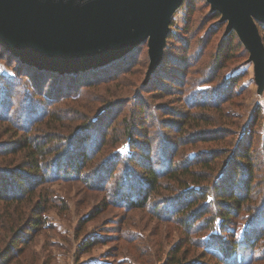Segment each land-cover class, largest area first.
I'll list each match as a JSON object with an SVG mask.
<instances>
[{
	"label": "rangeland",
	"instance_id": "obj_1",
	"mask_svg": "<svg viewBox=\"0 0 264 264\" xmlns=\"http://www.w3.org/2000/svg\"><path fill=\"white\" fill-rule=\"evenodd\" d=\"M189 1L182 0L172 7L168 25L171 37H166L162 59L151 73H148L150 56L148 43H146L134 55L132 64L125 69L126 73L123 71L124 74L121 73L118 77L99 81L96 87L88 89L89 91L82 90L75 95L80 96L78 98L69 95L66 99L61 97L60 100L53 101L51 89L55 84H49L45 90L41 89V96L34 95L30 91L28 95L35 96V99H29L27 95H23L27 92L24 78L17 75L12 59L5 57L4 53L0 52V77L5 76L6 81H9L5 85L0 83V91L4 90L7 85L10 88H15L11 102L14 104L17 117L21 113H26V117L28 114H34L26 107V104L30 103V100L32 103L36 102L38 97L45 98V101L39 102L41 106L53 107L56 110L58 108V111L65 113V116H72L74 113L70 106L91 105L99 95L98 92L105 91L107 94L104 93L106 95L104 97L112 102L107 109L103 108V111L99 110L95 113L89 127L76 135L72 145L74 150L72 149L71 152L64 155L56 154L48 163L53 177H50V183L44 186L43 191L48 193L53 200L48 202L47 207L50 205L49 208H51L44 213L47 220L45 228L34 237L29 247L21 251L9 264H170L169 257L176 244H180L177 256L180 260H184L183 262L200 258L205 262L198 261V264H229L224 257L218 255L217 258H213L205 254L201 258V253H207V248L201 244L199 236L206 235L205 232L195 235H192L191 232V235H187V228L184 230L170 220L169 212L171 210L169 209L183 201V196L180 200L172 203L170 199L168 200L170 193L162 189V201L153 202L147 208L131 209L126 206L125 202V206L117 207L109 205L108 199L104 209L101 205L99 212L95 211L99 201H102V185H106L107 192H112L118 181L124 185L125 196H128V187L131 189L138 187V179L140 176L143 177V174L137 172L132 176L134 163L129 162L130 164H128L129 160L118 164L122 165V170L117 174H114V170L112 172L107 170L109 166L114 168V165L107 161L100 163L102 165L100 169L84 173L74 171L71 174L65 172L66 167L58 166L72 161L73 157L84 148L89 154L96 151L92 150L91 145L95 143L96 139L95 144L100 143V139H102L106 128V126L103 128L102 122L112 123L108 135L109 144L104 147L102 158H109V160H113V163H116L119 159L118 150L124 159L135 153L138 157L141 156V154L138 155L139 152L135 145L131 148L129 144L126 142L123 144L120 140L119 133L126 126L130 131L131 142L135 141V144L144 148L146 152H149V145L151 147L154 145L155 150L166 156H172L174 150L169 148V144L178 143L177 130L181 126L182 119L181 114L177 111H183L186 107L183 103L185 97L183 93H187L189 90L195 91V88L196 91L197 89L205 91L203 95L218 96L219 104L216 106L220 105L219 94L225 95L229 90L239 93L240 98L233 100L237 105L229 104L228 107L229 111L231 110V115L239 118L241 129L237 132L238 140H241L245 135H248L249 138L250 130L254 126L252 119L258 106H262L264 115V67L262 76H256L254 63L250 59V51L246 47V49L240 48L232 58L225 62L227 65L218 71V75L211 82L202 83L208 75H211L216 48L224 38L226 28L228 29V21L227 19L222 20V14L218 20L226 22V25H220L216 19H212L210 12L213 9L206 5L205 0L204 2H195V8L190 6ZM262 25L264 26V23ZM238 77L240 82L233 84L231 79ZM153 78H155L154 83H149ZM196 78L202 80L195 84L190 83ZM31 89L35 91L33 86ZM58 96L61 95L56 97ZM100 103L103 104L102 99ZM4 109L7 111L9 105L5 104ZM214 109L216 110L217 107ZM204 112L206 111L203 110ZM131 113L133 116L130 117ZM214 113L215 115L211 117L205 115L216 121H211L209 125L222 127L221 117L216 111ZM23 118L25 117H19L24 122ZM15 122H19L18 118ZM66 133L71 132L67 131ZM88 134L90 136L86 138ZM180 135L183 134L179 131ZM193 135L190 133L183 137L189 139ZM81 138L85 139L81 140ZM7 139L8 137L5 136L0 140V144L2 143L4 146ZM189 146L188 150L181 153L175 160L182 158L186 160L187 152L201 151L197 150L200 148L192 150V147ZM259 150L263 153L264 166L263 145ZM160 153L151 154L150 148L149 155L154 161L159 160ZM96 162L92 164L96 166ZM261 164L262 162H260ZM154 166L159 167L160 165ZM135 167L139 169L136 163ZM77 174L79 177L76 176ZM30 181L34 183V180ZM56 200L61 202L55 204ZM258 204L253 211L254 214H249L254 216L258 214L255 211L258 212L263 207V205L258 207ZM3 205L4 203H0V209L3 208ZM157 205L160 206L159 211L163 214V218L157 217L154 213V208L156 209ZM1 214L0 210V245L3 247L8 243L11 233L19 228L17 225L20 221L17 215L7 218ZM245 216L251 218V215L249 217L248 214H245ZM188 219V221L194 220L191 217ZM260 222L258 223L260 224ZM195 223L196 221L192 222V224ZM238 223H241V218ZM261 223L264 225V219ZM231 225L228 226L231 227ZM235 227L240 229L238 224ZM210 234L212 232L205 238ZM216 236H218V241L220 237L225 239L220 233ZM87 240H91L92 244L83 248L82 245ZM247 241L242 244V251L232 252L231 264H264V232L258 240ZM214 242L216 241H213L212 244L217 245V242Z\"/></svg>",
	"mask_w": 264,
	"mask_h": 264
},
{
	"label": "trees",
	"instance_id": "obj_2",
	"mask_svg": "<svg viewBox=\"0 0 264 264\" xmlns=\"http://www.w3.org/2000/svg\"><path fill=\"white\" fill-rule=\"evenodd\" d=\"M205 1L209 8L212 7L208 0ZM195 2H204V0H190L189 3L192 8H195ZM210 15L220 25L227 24L218 20L221 16L219 10H211ZM257 23L264 43V26L260 21H257ZM170 32L167 35L169 38L171 37ZM223 37L216 48L211 75H208L202 83L211 82L218 75V71L227 65L225 62L236 54L237 49H246L235 30L226 28ZM146 43V40L141 42L118 59L78 70L41 67L23 61L1 43L0 52L4 53L5 57L12 59L17 75L24 78L27 92L23 95H27L29 99H35V96L28 95L30 91L34 95L41 96V89L45 90L49 84H55L54 88L51 89V94L54 98L53 101H57L61 97L66 99L69 95L74 97L82 90L96 87L99 81L118 77L123 71L126 73L125 69L132 64L133 58H135L134 55ZM4 77H0V83L3 85L9 83ZM239 79V77L231 79V82L238 84ZM154 80L155 78L149 83L153 84ZM201 80L196 78L190 83L195 84ZM30 85L35 88V91L31 89ZM14 90L15 88H10L7 85L4 90L0 91V138L8 137L7 141L4 142V146H2V143L0 144V174H2L0 175V203H4L3 208L0 210L1 215L7 218L17 215L20 223L17 225L19 228L11 233L8 243L3 247L0 245V264H9L13 261L21 251L29 247L34 237L45 228L47 220L44 213L51 208H49L50 205L47 207L48 202L53 200L48 193L43 191L44 186L50 183V177H53L48 163L56 154L64 155L71 152L76 135L89 127L95 113L99 110L100 112L103 111V108L107 109L112 103L104 97L106 96L104 93L107 94L105 91L98 92L99 95L91 105L70 106L74 113H72V116H65V113L59 112L58 108L56 110L53 107L41 106L39 102L45 101V98L38 97L39 99L36 102L32 103L30 100V103L26 104V107L34 114H28L26 117V113H21L17 117L14 104L11 102ZM203 93L205 91L200 89L196 91V88L195 91L189 90L187 93H183V96H185L183 103L186 107L183 111H177L181 114L182 119L181 126L177 130L178 143L169 144V148L174 150L172 156H166L155 150L154 145L152 147L149 145V152H146L144 148H140L135 144V141L131 142L130 131L126 126L124 130L120 131L119 138L123 144L126 142L131 148L135 145L139 152L138 155L141 154V156L138 157L135 153L124 159L118 150L117 156L119 159L116 163H113V160H109V158H102L104 156L103 149L109 144V129L112 127L111 122L107 124L102 122L103 128L106 126L102 139H100V143L95 144L96 139L95 143L91 145L92 150L96 151L89 154L84 148L73 157L72 161H67L65 164L58 166L66 167L65 172L71 174L74 171L84 173L100 169L102 167L100 163L107 161L114 165V168L109 166L110 169H108L106 167L107 170L110 172L114 170V174H117L121 173L120 170H122V165L118 164L129 160L127 161L128 164L134 163L132 176L137 172L143 174V177L140 176L138 179V187L136 189L128 187V196H125L124 185L118 183V181L115 183L112 192H107L106 185H102V201H99L95 211L99 212L101 205L104 209L108 199L109 205H116L117 207L125 206L126 203V206L131 209L147 208L153 202L162 201V189L170 193L168 194V200L170 199L172 203L180 200L183 196V201L176 207L169 209L171 210L169 212L170 220L184 230L187 228V235H191V232L192 235L201 232L208 235L212 232L206 238V235L199 236L201 244L207 248V253H201V258L205 254L213 258H217L218 255L224 257L231 264L232 252L242 251L244 242L247 240V242H254L253 240L261 238V234L264 232V225H261L264 219V166L263 153L259 150L260 146L263 145L264 147V115L261 109L262 106H258L252 119L254 126L250 130L249 138L248 135H245L241 140L239 139V142L237 137V132L241 129L239 118L231 115L228 105H237L233 100L240 98L241 95L232 90L227 91L225 95L219 94L220 105L218 106L220 107H218L216 106V104H219L218 96L213 97L203 95ZM57 95L61 96L56 97ZM78 97L80 96L74 98ZM101 99L103 100L102 105L100 103ZM5 104L9 105L7 111L4 109ZM51 105L57 106V104ZM203 110L206 112L203 113ZM214 111L221 117L222 127L209 125L211 121L216 122L210 118L215 115ZM132 114H130V117L133 116ZM22 116L25 117L23 118L24 122L19 119ZM17 118L19 122H15ZM67 131L71 133H66ZM179 131L183 135L179 136ZM190 133L194 135L189 139H184L183 136H188ZM89 136L88 134L86 138ZM84 139L81 138V140ZM189 145L192 150L200 148L197 150L201 151L187 152L186 160L183 158L175 160L181 153L188 150ZM204 145L206 146L204 147ZM150 148L151 154H161L158 161H154L150 157ZM95 161L99 162H96V166L92 164ZM260 162H262L261 165ZM135 163L139 169L135 167ZM154 165L160 166L156 167ZM78 175L76 176L79 177ZM30 180H34V183ZM58 202L61 201L56 200L54 203L58 204ZM257 204L258 207L262 205L263 207L260 211H255L258 214L254 216L252 214H254L253 211ZM159 207L157 205L156 209L154 208V213L157 217L163 218L164 216L159 211ZM245 214H248L249 217L251 215V218L249 219ZM189 217L194 220L188 221ZM240 218L241 223H238ZM195 221L196 223L192 224ZM237 224L240 229H236L235 225ZM228 225H231V227ZM219 233L225 239L220 237L218 241L216 235ZM213 241H216L217 245H213ZM91 244L92 241L87 240L82 246L86 248ZM179 249L180 244L173 247V253L169 257L170 264L205 262L204 259L200 260V258L183 262L184 260H180L177 256Z\"/></svg>",
	"mask_w": 264,
	"mask_h": 264
},
{
	"label": "water",
	"instance_id": "obj_3",
	"mask_svg": "<svg viewBox=\"0 0 264 264\" xmlns=\"http://www.w3.org/2000/svg\"><path fill=\"white\" fill-rule=\"evenodd\" d=\"M182 0H0V43L23 61L78 70L117 59L147 40L160 63L172 7ZM250 51L262 76L264 0H208Z\"/></svg>",
	"mask_w": 264,
	"mask_h": 264
}]
</instances>
